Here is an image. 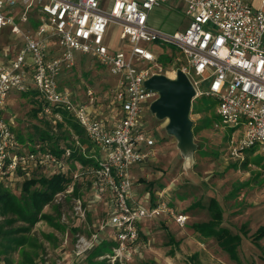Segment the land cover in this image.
<instances>
[{
    "label": "built area",
    "instance_id": "1",
    "mask_svg": "<svg viewBox=\"0 0 264 264\" xmlns=\"http://www.w3.org/2000/svg\"><path fill=\"white\" fill-rule=\"evenodd\" d=\"M173 1L184 4L191 23L184 32L170 35L153 28L149 19L155 8ZM32 9L40 14L37 28L24 26ZM110 24L122 29V40L132 46L130 55L112 52L104 44ZM3 29H11L24 46L0 66V185L22 188L26 179L37 174L67 173L76 180L67 163H81L73 164L71 149L59 157L46 145L26 147L17 138L9 101L14 93L36 90L44 104L42 115L54 128L63 122L66 111L96 149L90 156L95 164L78 167L93 175L95 201L107 203L106 227L113 229L116 243L106 256L110 261L122 260L124 252L138 242L145 221L168 215L181 226L187 223V217L166 202L149 194L147 207L135 193L133 170L149 161L157 144L146 130L145 111L158 99V93L145 86L151 77L176 78L183 71L196 89L195 100L204 97L198 86L211 81L207 95L216 99L224 126L237 136L243 132L232 154L240 157L257 144L264 154V0L256 10L247 0H0ZM152 42L178 49V65L171 66L176 68L165 69L143 46ZM76 52L91 56L118 78V87L105 92L106 113L99 109L101 98L94 90L80 100L60 83L63 74L76 66ZM141 62L152 63L153 70L137 67ZM191 76L201 82H193ZM151 99L155 100L150 103ZM115 115L120 121H115ZM99 235L92 241L81 238L77 255L101 246Z\"/></svg>",
    "mask_w": 264,
    "mask_h": 264
},
{
    "label": "rangeland",
    "instance_id": "2",
    "mask_svg": "<svg viewBox=\"0 0 264 264\" xmlns=\"http://www.w3.org/2000/svg\"><path fill=\"white\" fill-rule=\"evenodd\" d=\"M247 1L255 10L260 8V0ZM153 14L155 19L150 20H154L156 26L150 25L170 35L184 31L190 22L184 4L179 2L163 4ZM29 16L24 26L37 28L40 14L32 9ZM121 34L120 27L110 24L104 44L112 52L130 55L132 46L122 40ZM22 45L24 40L16 37L11 29L0 30V66L8 64L22 50ZM143 46L158 57L165 69L171 70L176 68L172 65H178L180 54L175 46L159 42ZM75 59L76 68L65 72L60 83L63 87L71 88L80 100L87 98L89 90H94L101 98L99 109L106 113L108 103L104 100L105 92L118 87V78L91 56L76 52ZM136 66L153 70V64L148 62L137 63ZM191 79L201 82L198 76H191ZM210 85L211 81L199 85L204 97L193 102L191 119L194 127L205 121L209 122V126L195 135L197 149L189 159L179 149L176 139L168 135L167 121L158 120L146 110V130L157 144L149 161L133 170L135 193L143 204L150 206L147 200L150 194L154 200L158 198L185 215L186 225L181 226L168 215L145 221L140 226V239L124 252L122 260L110 261L106 258L109 252L100 257L98 252H104L108 243L114 240L113 229L106 227L109 217L107 203L95 201L93 175L79 170L81 164L74 166L68 162L67 165L73 168V175L77 174L76 180H72L68 190L57 195L45 207L44 217L29 235L28 245L8 257L10 264H32L31 260L34 264H264V236L260 240L257 237L260 235V232L257 235L258 230L264 227V154L259 144L245 149L240 157L232 154L243 132L240 131L237 136L232 129L224 126L222 117L216 112V99L207 95ZM21 95V92L14 93L9 106L16 116L15 132L26 143L30 138H35L37 126L49 130L50 127H46L39 116L34 117L31 99ZM195 108L202 113L196 114ZM114 118L116 122L120 121L116 115ZM59 135L62 137L64 133L60 132ZM77 147L85 151L89 145L79 140ZM89 151L95 152L96 149L91 145ZM75 186L79 190L77 197L74 194ZM3 187L12 194L22 193L20 186ZM213 202L222 213L220 227L240 237V263L233 260L215 238H206L194 228L196 224L213 219ZM104 227L105 233H101ZM96 233L100 234L99 238L105 245L93 247L78 256V241L83 237L92 241ZM4 258L5 255L0 256V264H8L3 261Z\"/></svg>",
    "mask_w": 264,
    "mask_h": 264
},
{
    "label": "trees",
    "instance_id": "3",
    "mask_svg": "<svg viewBox=\"0 0 264 264\" xmlns=\"http://www.w3.org/2000/svg\"><path fill=\"white\" fill-rule=\"evenodd\" d=\"M76 66L69 70L73 71ZM62 85V84H61ZM21 97H28L31 99L34 117H38L44 121L46 127L49 129H42L37 126L35 138L33 137L28 142L23 143L19 134L17 138L19 142L26 147L34 148L37 144L46 145L47 148L55 153L57 156L62 157L68 150H72L71 161L73 164L79 162L84 166H90L95 164V160L90 158L92 151L90 152V146L92 145L89 137L83 129V127L66 111L63 112L64 120L60 122L56 128L42 115L43 102L39 98V93L36 90H29L21 95ZM195 113H202L199 109L195 108ZM209 126V122L205 121L200 126L194 127V134L197 135L199 131L206 129ZM60 132L64 133V136L60 137ZM88 143L89 148H78L77 143ZM93 147V146H92ZM72 176L67 173L57 175H43L37 174L32 178L26 179L22 185V193L15 192L10 193L3 186H0V249L1 255H5L4 262L10 264L8 257L16 252L18 249L24 248L29 243V235L44 217V209L50 203H52L55 197L68 190L72 183ZM20 193V194H19ZM75 196H79V190L75 186ZM211 207L213 219L210 222H202L194 225V228L199 231L206 238H215L219 245L227 251L233 260H237L240 263L238 248L240 245V237L235 236L230 230L220 227L221 215L219 207L216 202L212 203ZM260 232V235L258 233ZM258 240L264 236V227H261L257 232ZM105 244L101 245L104 246ZM115 242H109L108 248L103 251H99V256L110 254L113 251ZM102 248V247H99ZM174 254V253H172ZM34 264V261H30ZM24 264V263H23ZM155 264V263H146Z\"/></svg>",
    "mask_w": 264,
    "mask_h": 264
},
{
    "label": "water",
    "instance_id": "4",
    "mask_svg": "<svg viewBox=\"0 0 264 264\" xmlns=\"http://www.w3.org/2000/svg\"><path fill=\"white\" fill-rule=\"evenodd\" d=\"M148 90L158 93L150 111L160 121H167L166 131L174 137L184 156H191L197 149L191 119L196 89L190 78L181 70L176 78L154 75L145 82Z\"/></svg>",
    "mask_w": 264,
    "mask_h": 264
},
{
    "label": "crops",
    "instance_id": "5",
    "mask_svg": "<svg viewBox=\"0 0 264 264\" xmlns=\"http://www.w3.org/2000/svg\"><path fill=\"white\" fill-rule=\"evenodd\" d=\"M170 8H172V6H170ZM155 9H156V8H155ZM155 9H154V10H155ZM172 9H173V8H172ZM154 10L151 12V13H152V14L150 15V18H151V19H155V18H154V14H153ZM166 12H167V13L169 12V13L171 14L170 11H166ZM152 16H153V17H152ZM190 23H191V21L189 22V25H190ZM149 24H151V25H153V26H156V23L154 22V20L152 21V20L149 19ZM189 25H188V27H189ZM188 27H187V28H188ZM187 28H186V29H187ZM186 29H185V30H186ZM185 30H184V31H185ZM184 31H177V32H184ZM175 33H176V32H175Z\"/></svg>",
    "mask_w": 264,
    "mask_h": 264
},
{
    "label": "bare ground",
    "instance_id": "6",
    "mask_svg": "<svg viewBox=\"0 0 264 264\" xmlns=\"http://www.w3.org/2000/svg\"><path fill=\"white\" fill-rule=\"evenodd\" d=\"M171 77H174V73H170ZM186 159H189L190 156H185Z\"/></svg>",
    "mask_w": 264,
    "mask_h": 264
}]
</instances>
